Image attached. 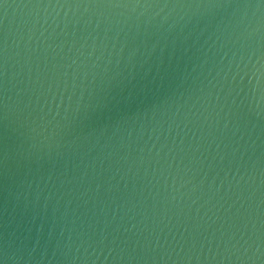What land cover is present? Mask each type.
I'll list each match as a JSON object with an SVG mask.
<instances>
[{"label":"water","instance_id":"obj_1","mask_svg":"<svg viewBox=\"0 0 264 264\" xmlns=\"http://www.w3.org/2000/svg\"><path fill=\"white\" fill-rule=\"evenodd\" d=\"M0 264H264V0H0Z\"/></svg>","mask_w":264,"mask_h":264}]
</instances>
